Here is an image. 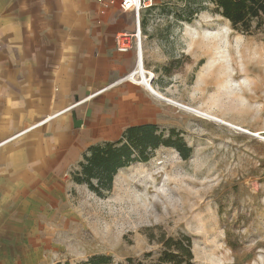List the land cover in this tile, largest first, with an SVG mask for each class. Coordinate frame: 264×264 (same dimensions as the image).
Masks as SVG:
<instances>
[{"label": "rangeland", "instance_id": "rangeland-1", "mask_svg": "<svg viewBox=\"0 0 264 264\" xmlns=\"http://www.w3.org/2000/svg\"><path fill=\"white\" fill-rule=\"evenodd\" d=\"M184 1L153 0L141 11L140 38L128 54L133 67L111 89L127 98L125 107L135 108L104 112L95 141H115L128 126L155 124L165 138L172 129L180 134L192 149L189 159L161 147L149 162L120 170L104 197L75 184V169L68 174L67 167L47 196L45 226L24 245L21 264H90L100 257L107 264L129 258L149 264L161 252L162 234L191 237L195 264H264V29L239 33L213 6L192 23L179 22ZM138 26L135 21V34ZM139 53L154 89L224 123L128 81Z\"/></svg>", "mask_w": 264, "mask_h": 264}, {"label": "crops", "instance_id": "crops-1", "mask_svg": "<svg viewBox=\"0 0 264 264\" xmlns=\"http://www.w3.org/2000/svg\"><path fill=\"white\" fill-rule=\"evenodd\" d=\"M121 2L0 0V264L22 263L63 171L101 143L104 112L135 108L111 92L133 67L132 50L117 51L136 31Z\"/></svg>", "mask_w": 264, "mask_h": 264}, {"label": "trees", "instance_id": "trees-1", "mask_svg": "<svg viewBox=\"0 0 264 264\" xmlns=\"http://www.w3.org/2000/svg\"><path fill=\"white\" fill-rule=\"evenodd\" d=\"M210 6H213V13L227 20L239 33L254 35L264 29V0H185L176 18L179 22L192 23L197 14L210 11ZM165 137L155 124L130 126L119 139L90 146L72 172V180L77 185H86L97 196L104 197L113 190L115 177L120 170L136 163L149 162L152 154L161 147L175 149L184 160L189 159L192 149L175 129L170 130L168 138ZM150 238L153 240V236ZM157 244L161 246V252L149 264H195L191 237L162 234ZM152 256L147 254L146 258ZM106 261L102 257L94 258L90 264H107ZM126 264L147 262L146 259L129 258Z\"/></svg>", "mask_w": 264, "mask_h": 264}, {"label": "bare ground", "instance_id": "bare-ground-1", "mask_svg": "<svg viewBox=\"0 0 264 264\" xmlns=\"http://www.w3.org/2000/svg\"><path fill=\"white\" fill-rule=\"evenodd\" d=\"M201 40H198L197 43H199ZM230 44V43H229ZM201 55H205L206 53H209L207 52L206 50H201L199 52ZM138 64H137V69L134 73H132L128 78L127 80L132 82L133 84L135 85H140V86H143L147 91H149L153 96H155L156 98L160 99V100H163V101H166L168 102L169 104H172L176 107H179L181 109H184V110H187V111H190V112H195L197 113L198 115L200 116H203L205 118H208V119H211V120H215L217 122H220V123H224L222 120L220 119H217V118H214L208 114H205V113H201L200 111H197V110H194L188 106H185V105H182V104H178L176 102H174L173 100H169L167 98H165L160 92H158L156 89L153 88L152 86V81H153V75H151L150 73H148L146 71V69L144 68V64H143V56L141 53H139V56H138ZM150 76V77H148ZM246 80V79H245ZM247 81V80H246ZM244 82V81H243ZM138 109V108H137ZM245 132H248L246 130H244ZM254 136H262L260 135V133H255V134H252Z\"/></svg>", "mask_w": 264, "mask_h": 264}, {"label": "built area", "instance_id": "built-area-1", "mask_svg": "<svg viewBox=\"0 0 264 264\" xmlns=\"http://www.w3.org/2000/svg\"><path fill=\"white\" fill-rule=\"evenodd\" d=\"M102 3L104 0H98ZM113 3V2H112ZM153 5V0H122L121 8L124 11H133L135 14V19L138 23V33L131 36L126 33H120L116 37L117 51L122 54L129 53L137 41L140 38V16L141 11L147 9ZM135 39V41H134Z\"/></svg>", "mask_w": 264, "mask_h": 264}, {"label": "water", "instance_id": "water-1", "mask_svg": "<svg viewBox=\"0 0 264 264\" xmlns=\"http://www.w3.org/2000/svg\"><path fill=\"white\" fill-rule=\"evenodd\" d=\"M90 115H91V112H88V113H87V116L89 117ZM82 125H83V121H82V120H77V119H75L74 127H75L76 129L81 128Z\"/></svg>", "mask_w": 264, "mask_h": 264}]
</instances>
